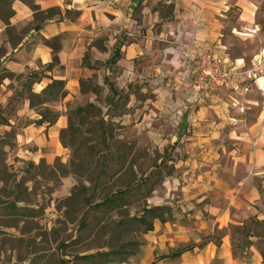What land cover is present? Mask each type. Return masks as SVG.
Listing matches in <instances>:
<instances>
[{"label":"crops","instance_id":"1","mask_svg":"<svg viewBox=\"0 0 264 264\" xmlns=\"http://www.w3.org/2000/svg\"><path fill=\"white\" fill-rule=\"evenodd\" d=\"M33 4L39 12L59 7L52 0ZM12 10L11 24L32 25L18 44L5 45V56H11L5 67L16 73L41 69L35 93L52 81L64 82L67 93L53 125L32 124L17 135L19 167L36 172L41 166L49 171L57 164L68 167L71 149L62 144L61 132L68 128L67 104L74 99L77 109L83 107L76 105L88 94L81 91V82L91 86V96L83 102L96 107L93 98L100 85L106 97L114 90L136 92L137 86V97L133 92L121 103L113 93L101 106L107 111L113 103L129 110L118 116L127 126L119 138L153 137L161 147L170 145L187 155L176 156L170 179L176 220L158 222L144 235L137 264H263L257 253L235 255L229 234L208 237L247 219L264 218V98L256 88L240 99L222 92L189 108L185 87L195 72L193 51L233 62L245 59L230 58L231 51L238 52L232 39L264 43V0H73L58 9L59 16L37 23L26 4L16 0ZM53 39L58 65L47 70L53 50L46 43ZM261 53L264 49L249 60ZM85 57L91 67L83 65ZM141 93L152 98H140ZM233 99L246 109L243 115ZM19 177L17 184L21 180L27 193L49 195L52 201L68 197L79 181L74 173L60 177L58 189L55 180L37 174ZM29 208L31 213L5 219L36 220L40 213ZM45 211L51 217L59 214L55 208ZM48 223L57 229L51 218Z\"/></svg>","mask_w":264,"mask_h":264},{"label":"rangeland","instance_id":"2","mask_svg":"<svg viewBox=\"0 0 264 264\" xmlns=\"http://www.w3.org/2000/svg\"><path fill=\"white\" fill-rule=\"evenodd\" d=\"M14 1L0 0V203L5 204L3 208L8 213L17 210L13 207H17L18 202L20 206L33 207L40 215L36 220H6L0 212V264H137L140 246L148 233L147 226L150 224L154 229L158 222L176 220L170 206V195L174 193L170 189V179L176 172L173 167L176 156L185 159L187 155L174 152L170 145L161 147L153 137L120 139L121 130L127 126L118 116L129 110L113 103L107 111L101 110V106L113 93H117L120 102L124 103L134 91L118 93L114 90L106 97L104 87L100 85L101 92L95 88L97 92L93 98L100 105L96 107L83 102L91 96L90 84L84 83L81 91L88 94L76 104L83 107L77 109L74 99L67 104L68 128L61 132L62 144L71 149L68 167L57 164L55 170L49 171L41 166L38 172L31 166L21 169L17 135L29 125L38 126L42 109L46 108L51 116H55L56 122L61 112L55 110L60 109L64 98L30 108L29 93H35L34 84L43 71L16 73L5 67L11 57L5 56V45L18 44L32 25L11 24ZM17 1L32 7L35 0ZM52 1L59 4L57 8L60 10L63 4L69 5L73 0ZM43 19L38 12L34 23ZM231 43L238 52L231 51L230 58L242 57L247 62L264 49V43L241 44L233 39ZM49 44L57 47L54 39ZM100 82L102 84V79ZM135 88L134 98L138 89ZM140 95V98H152L149 93ZM71 173L79 177L78 183L68 191V197L56 201H52L49 195L38 197L33 192L27 193L21 180L17 184L19 176L27 179L37 174L55 180L60 189V177ZM35 186L41 187L40 184ZM117 200L118 207L109 203ZM28 206L19 210L31 213ZM49 207L57 209L59 214L49 216L45 211ZM151 207L159 208L157 213L163 221L147 217V224H139L137 220L143 210ZM49 218L57 229H49ZM223 234H229L233 240L231 250L235 255L247 258L257 253L264 264V218L247 219L242 225L212 233L208 238L219 239Z\"/></svg>","mask_w":264,"mask_h":264},{"label":"built area","instance_id":"3","mask_svg":"<svg viewBox=\"0 0 264 264\" xmlns=\"http://www.w3.org/2000/svg\"><path fill=\"white\" fill-rule=\"evenodd\" d=\"M190 58L195 64V72L193 79L185 87L186 107L195 108L222 92L240 99L253 88L264 98V53L248 62L220 60L200 51H193ZM233 105L238 107L240 114L245 113L246 109L235 99Z\"/></svg>","mask_w":264,"mask_h":264},{"label":"trees","instance_id":"4","mask_svg":"<svg viewBox=\"0 0 264 264\" xmlns=\"http://www.w3.org/2000/svg\"><path fill=\"white\" fill-rule=\"evenodd\" d=\"M31 10L34 12V14H37L39 12V9L37 6L33 5L32 7H30ZM42 16H44V20H50L51 18L55 17V16H59L60 15V11L56 8H50L47 9L43 12H39ZM49 44V43H46ZM50 45V44H49ZM53 50V58H52V63L49 64L46 69L47 70H51L53 67H55L56 65H58V59L56 56V51H57V47H52ZM87 61V57L84 58L83 61V65H85L86 67H91L89 65V63H86ZM81 88L84 87V83H80ZM92 92L94 93V90H92ZM66 90H65V84L62 81H52L51 83H49L45 88L42 89V91L40 92V94H35L32 93L30 91L29 93V105L30 108H35L36 106H45V104L51 103V102H55L58 101L59 99H63L66 96ZM39 117H40V121L37 123L38 125H42V124H47L48 126H51L55 123L56 117L55 116H51V114L49 113V111L45 108L42 109L41 112L39 113ZM117 201H109V203L112 204V206L114 205V207H118V204L116 203ZM5 205V204H4ZM3 203H0V212L2 213L3 216L5 217H17V216H24L25 212L24 210H19L18 207H13L16 208L17 210H15V212L12 213V211L10 213H8L6 210V208H3ZM159 208L157 207H151V208H145L142 212V215L138 218L137 222L139 224H147L148 218L150 217V219H161V216L157 213ZM12 210V209H10ZM153 227L152 225H148L146 231H152ZM85 258V257H82Z\"/></svg>","mask_w":264,"mask_h":264}]
</instances>
